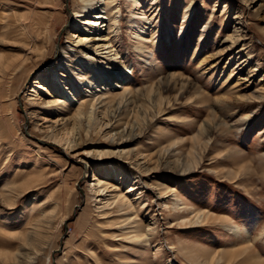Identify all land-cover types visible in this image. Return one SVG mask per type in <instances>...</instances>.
I'll use <instances>...</instances> for the list:
<instances>
[{
  "label": "rangeland",
  "instance_id": "374dc122",
  "mask_svg": "<svg viewBox=\"0 0 264 264\" xmlns=\"http://www.w3.org/2000/svg\"><path fill=\"white\" fill-rule=\"evenodd\" d=\"M111 1L0 0V264H202L248 244L264 260L245 238L264 228V0ZM186 81L198 92L178 93ZM124 88L118 117V98L90 105ZM79 105L67 152L40 139L71 129ZM91 167L118 189L96 196ZM120 169L142 183L130 212L112 203L135 183ZM191 210L220 220L190 228L177 218Z\"/></svg>",
  "mask_w": 264,
  "mask_h": 264
},
{
  "label": "bare ground",
  "instance_id": "6f19581e",
  "mask_svg": "<svg viewBox=\"0 0 264 264\" xmlns=\"http://www.w3.org/2000/svg\"><path fill=\"white\" fill-rule=\"evenodd\" d=\"M108 3L111 4L112 1L111 0H108ZM81 10L82 11H78L77 12L78 13L77 16L83 15V12H85L86 7L81 6ZM99 12L100 11L94 12V14H93L94 17H92V18H94V19L95 18H100V19L104 18V16L101 15V14H99ZM110 20H111V24L116 23L115 20H114V18L110 17ZM80 40H82V39H80ZM106 45L108 46L109 43L107 42ZM139 48H142V46L140 45ZM64 56L67 57L68 55L66 54ZM113 59H115V58H113ZM87 66H92L91 68H93L95 70H98L99 74H102L103 73V75H107V77L109 79H111L112 77H114V75L111 74L109 71H106L104 69V67L101 68L100 66H95V65H93L90 62H88ZM12 67L14 68V65ZM15 67H17V66L15 65ZM11 70H13V69H11ZM49 70H50L49 73H50V76H51V79L52 80H58L59 79V76L62 75V73L60 74V72H57L58 70L56 69L55 66L50 67ZM177 75L178 74H175V73H171L169 75V77H168L169 81L165 84L166 86L163 85L164 86L163 87L164 90H167V89L170 88L171 82H174L173 85H176V82L175 81L177 79L176 78ZM99 76H101V75H99ZM186 82H181L179 84V89L177 91L178 93L179 92H182V91L188 93V92L191 91L192 93L195 94V93L198 92V91L195 90V88L192 87V85L189 84V82H187V83ZM133 92H134V90H133ZM201 95H203V94H201ZM131 96H132V91L130 89H127V88L122 89V91H120V92L107 93L106 95H104V93L101 92L98 95H96L95 97H93L92 101H90V105L93 106L94 105V102H95L96 104H99L101 108H104V110H106V107L110 106L111 101L114 100L115 98H118L120 100V102L117 104V106H115L114 112L112 111L113 112V116L112 117L113 118H116V117H118L120 115V107H119V105L121 104L123 106L125 103H127V101L130 102L131 101ZM32 100H35V99L33 98ZM59 102H60V100L57 99V98L54 99V100H52V101H49V103L52 104V105H57ZM33 103H35V101H33ZM83 112H84V107L82 105H79L75 109V111L73 112V114H72L73 124H72L71 129H63L62 136H56V135H53V134H45L44 136H40L41 137L40 139H43L44 138V139H46L48 141L53 142L54 144L60 145L63 149H65V152H67L68 149H69V142L71 141L70 140V137H69V134H73L72 131L74 130L75 127H77L76 124H78V120H79L78 117H80L81 115H83ZM28 114H29V118H31V119L33 117H35V112L34 111H30L29 110ZM40 118H42V117H40ZM209 123H210V121H209ZM34 126L36 127V123L34 124ZM220 126H221L220 124L215 123V125L213 127H214V129H218V128H220ZM206 144L208 146L209 143L207 142ZM219 162H220L219 164H221L222 161H219ZM219 164H217V166H220ZM177 169H179V168H177ZM214 169H213V171H214ZM245 169L247 171V164L246 165L245 164H241V165H239V167L236 168L237 173H239V174H242V172ZM88 172L93 177L92 180H94V181L97 180V183H91L92 186L95 185V187H97V190L94 191L95 194H96V196L101 195L102 194V191L105 190L107 187H110V190H116V189H118V186H114L113 184H110V182H107L106 179L103 180L100 177H96V175L100 174V172H101L100 170L99 171H96L94 167H91V170L89 169ZM120 172H121V175L119 174V177H117V179L119 178L120 181H122V179L125 176H130V177H132L133 180L136 179L126 169L125 170L124 169H120ZM214 173H220V174H222V173L223 174H226L227 173L229 176L231 174L232 175L235 174L233 171H230V170H228L226 172L224 170H218V171L215 170ZM88 176H90V175H88ZM101 176L103 178H108L107 175H105V176L101 175ZM234 176H236V174ZM141 184L142 183L139 182V180H135V183L133 185L127 187V190L124 193L123 192L118 193V194L117 193H115V194L113 193L114 195L112 196V198H113L112 203L115 204V207L118 210H120L122 208H125L127 212H130L132 210V207H133L132 206L133 202H132V199L129 198L128 193L134 192V191H137V190H141V188H142V187H140ZM151 188H153V187L151 186ZM151 188H149V189H151ZM158 193H159V195H160L161 198L169 197L168 195H174V197H177V195L174 192H172V193L169 192L170 194L168 193V195H165L163 192H160L158 190ZM135 199H137V197H135ZM172 200H175V202L173 201V203L170 206L167 205L166 202L162 203V204H164V207H168V209H169L170 212H175L176 213V211H177V213H178V211L182 210V212H183L186 209V208L180 209V204H178L176 202L177 200L174 199V198ZM40 204H42V203H40ZM190 214L191 215L188 216V217L178 216L177 219H179L178 221L180 223H184V224L189 225L190 228L201 227V226L206 225L208 222H212V221L213 222L214 221H217L218 222L220 220L219 217H215V216L209 214L207 211H204V210L203 211L202 210H198V211L191 210L190 211ZM127 220L128 221H131L132 219L129 216V217H127V219H125L124 222L126 223ZM219 223H221V222H219ZM221 224H222V227H223L224 230H226L227 232L233 234L237 238H240L241 237V233H243L245 235L248 234L247 233V230H245V228L242 229L241 227H239L236 224H232V223H228L227 224V222L226 223H221ZM144 235H145V232H142V230H136L135 233L132 235V237H130V239L132 241H134V242L141 241V239L144 237ZM245 238L247 239V242L250 241L252 243L255 240L261 239L263 241V243H264V228L260 231L259 236H256L253 239H250L248 236L247 237L245 236ZM245 244H247V243H245ZM248 245L242 246L240 248H231L229 250L216 251V252L203 251L202 255L205 256V257H207V259L202 264H264V260L259 255L253 253L252 252V249ZM193 264H198V263L197 262H193Z\"/></svg>",
  "mask_w": 264,
  "mask_h": 264
}]
</instances>
